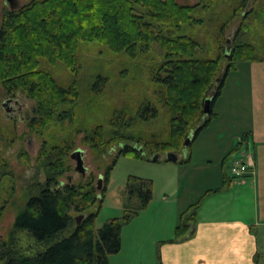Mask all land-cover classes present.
Returning a JSON list of instances; mask_svg holds the SVG:
<instances>
[{"label": "trees", "instance_id": "1", "mask_svg": "<svg viewBox=\"0 0 264 264\" xmlns=\"http://www.w3.org/2000/svg\"><path fill=\"white\" fill-rule=\"evenodd\" d=\"M209 1L187 5L177 0H30L4 11L0 24V83L9 94L19 91L35 100L29 128L42 137V142L32 180L24 190V203L18 207L8 236L0 241V264H110L109 256L121 248L123 226L152 198L151 180L130 175L123 190L124 214L109 218L96 229L116 157H142L143 151L153 156L187 150L220 116L215 103L228 82L241 79L250 62L264 61V42L256 45L257 35L246 38L253 30L247 19L262 18L264 9H240L249 0H237L236 9L218 15L210 9ZM238 14L243 20L226 47V27ZM213 23L215 32L205 42L200 30ZM197 26L198 36L194 30ZM86 43L150 62L147 82L138 78L141 85L136 89L144 87L138 104L113 108L96 125L89 124L90 116L82 123L75 117L82 95L89 91L100 97L108 82V78L97 74L89 87L82 89L78 51ZM56 63L72 73L69 81L62 83L44 66ZM212 95L206 113L205 100ZM90 100L85 105L86 114L92 113L96 105L100 116L99 108L103 106ZM81 131L83 144L99 156V167L104 168L100 188L94 174L86 175L88 170L86 178L78 182H72L69 176L62 181L72 169L70 151ZM248 135L242 132L223 163L231 153L243 149ZM115 144L119 145L117 152L106 163L103 158ZM191 157L188 150L179 162H188ZM164 160L168 161L166 157ZM41 174L43 179L39 178ZM197 208L198 202L192 203L180 213L170 241L187 237ZM19 232L33 241L28 248L19 245Z\"/></svg>", "mask_w": 264, "mask_h": 264}, {"label": "rangeland", "instance_id": "2", "mask_svg": "<svg viewBox=\"0 0 264 264\" xmlns=\"http://www.w3.org/2000/svg\"><path fill=\"white\" fill-rule=\"evenodd\" d=\"M28 1L30 0H19V6ZM177 2L193 5L199 0H177ZM209 4L210 9H215L217 14L221 15L228 13L230 9H236L237 0H212V2L209 1ZM6 9H10L8 3L6 0H0V24ZM240 9H264V0H249L248 5ZM242 20V15L238 14L227 25L224 34L226 47ZM247 22L253 26V30L248 32L246 38H254L257 35L255 44L261 45L260 43L264 42V16L260 19L256 18V21L251 16ZM214 25L215 23L201 28L200 35L203 41H209L211 32H215L213 30ZM255 27L256 32L254 34ZM194 30L198 36V26ZM78 55L81 64L78 78L83 90L89 87L97 74L108 78V82L105 84V90L100 97L89 91L82 95L79 102L80 107L77 106L75 110L76 120L82 123L86 117L90 116L89 124L96 125L107 118L108 113L113 108H123L126 104L127 106L128 104L132 106L138 104L140 94L144 92V87L140 90L136 89V86L141 85L138 78L140 77L143 82H147L149 61L129 59L123 54H115L100 45L90 43L81 44ZM44 66L51 70L62 83L69 81L72 77V73L62 63L44 64ZM245 74L246 71L241 79L235 78L229 81L223 94L218 97L215 103V111L220 116L214 118L200 132L199 138L197 137L190 148L177 152L180 160V155L185 157L188 150H191L190 161L185 163H180L179 160L165 161L166 156L163 154H158V160H153L152 156L144 151L142 157L130 155H118L116 157L115 164L108 175L103 202L96 217V229L109 218L120 217L124 214L123 190L130 175L151 180L152 198L147 209L141 210L138 216L136 215L123 226L122 246L119 252L109 256L111 264H151L157 260L158 241L172 236L176 227V225L172 227L171 223L174 214V201L177 200L178 203L187 201L190 205L197 203L201 196L198 195L200 193L198 192V182L204 184L205 175L202 178L198 177V164L219 167L223 172L227 171L228 173H226L229 174L227 165L233 153L224 163L223 159L219 163V154L220 149L225 147L230 138L235 139L233 144L239 142L238 134L242 135L244 130L245 125L243 123L246 121V114H248L246 109L248 85L247 82L245 83ZM90 99H95L99 105L103 106L99 108L100 116L96 112V105L92 109V113L86 114L85 105L90 103ZM34 108L35 100L28 98L19 91L9 94L0 83V181H2L0 183V241L8 236L18 207L24 203L25 187L32 180L35 172V157L42 137L29 128V121L33 117ZM56 133L57 130L55 129L53 135ZM82 136V131L77 134L74 148L70 153L76 148L84 149V163L88 167L86 175L94 174L96 181L97 178L103 181L104 168L99 167L101 163L99 156L88 145L83 144ZM200 145H203L201 149H205L200 157L207 155L205 159L210 161L198 160L200 158L198 157ZM118 146L115 144L109 149L103 158L106 163L112 161ZM70 163L72 169L62 178V181H67L68 176L72 177V182L85 179L86 175L83 176L74 169V160L71 159ZM184 175L185 177H183ZM181 177H183L182 182ZM39 178L43 179V175L41 174ZM179 178L181 187L178 193H174L172 190ZM163 196H166L169 202L165 203ZM94 208L95 206L90 207L89 210L93 211ZM73 215L76 216L77 214L73 213ZM68 230L70 231V228ZM17 238L19 245L23 248H28L33 242L24 232H19Z\"/></svg>", "mask_w": 264, "mask_h": 264}, {"label": "crops", "instance_id": "3", "mask_svg": "<svg viewBox=\"0 0 264 264\" xmlns=\"http://www.w3.org/2000/svg\"><path fill=\"white\" fill-rule=\"evenodd\" d=\"M245 71L248 114L243 132L249 135L243 149L231 159L244 153L252 156L253 164L239 178L219 167L198 164V177L205 175L206 183L198 182V192L202 194L198 193L201 196L195 222L187 237L170 241L173 232L172 236L159 240L157 260L151 264H264V61L250 62ZM234 142L232 137L220 149L219 163ZM201 147L203 145L198 148V157L205 151ZM180 187L179 178L172 191L178 193ZM163 201L169 202L166 196ZM173 204L172 227L178 224L180 213L189 205L187 201L178 203L177 200Z\"/></svg>", "mask_w": 264, "mask_h": 264}, {"label": "water", "instance_id": "4", "mask_svg": "<svg viewBox=\"0 0 264 264\" xmlns=\"http://www.w3.org/2000/svg\"><path fill=\"white\" fill-rule=\"evenodd\" d=\"M18 0H6V2L8 3L10 9H15L18 8ZM214 95H212L211 97H208L205 100V105H204V112L208 113L210 111V107H211V103H212V99H213ZM191 140V137H189L186 140V144L189 143ZM84 149L82 148H76L74 149L71 153H70V157L72 160H74L75 162V166L74 169L79 172L82 173L83 175L86 173V171L88 170V167L85 165L84 163ZM166 158L168 159V161H176L179 160L178 159V154L174 153V152H166L165 154ZM153 160H158V154H155L152 156ZM102 184V180L97 179V186L98 188L101 187ZM80 216L77 217V220L79 221Z\"/></svg>", "mask_w": 264, "mask_h": 264}, {"label": "built area", "instance_id": "5", "mask_svg": "<svg viewBox=\"0 0 264 264\" xmlns=\"http://www.w3.org/2000/svg\"><path fill=\"white\" fill-rule=\"evenodd\" d=\"M253 164L252 156L245 155L244 153H240L235 158L231 159L229 164V174L232 177H242L245 173H247L250 169V166Z\"/></svg>", "mask_w": 264, "mask_h": 264}, {"label": "flooded vegetation", "instance_id": "6", "mask_svg": "<svg viewBox=\"0 0 264 264\" xmlns=\"http://www.w3.org/2000/svg\"><path fill=\"white\" fill-rule=\"evenodd\" d=\"M17 3H18V6H19V0L17 1Z\"/></svg>", "mask_w": 264, "mask_h": 264}, {"label": "bare ground", "instance_id": "7", "mask_svg": "<svg viewBox=\"0 0 264 264\" xmlns=\"http://www.w3.org/2000/svg\"><path fill=\"white\" fill-rule=\"evenodd\" d=\"M7 103V102H6ZM5 106V105H4Z\"/></svg>", "mask_w": 264, "mask_h": 264}]
</instances>
